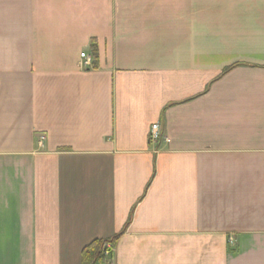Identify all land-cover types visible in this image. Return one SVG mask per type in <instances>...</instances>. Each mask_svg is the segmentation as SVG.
Wrapping results in <instances>:
<instances>
[{
    "label": "crops",
    "instance_id": "crops-1",
    "mask_svg": "<svg viewBox=\"0 0 264 264\" xmlns=\"http://www.w3.org/2000/svg\"><path fill=\"white\" fill-rule=\"evenodd\" d=\"M97 237L264 264V0H0V264Z\"/></svg>",
    "mask_w": 264,
    "mask_h": 264
},
{
    "label": "trees",
    "instance_id": "trees-1",
    "mask_svg": "<svg viewBox=\"0 0 264 264\" xmlns=\"http://www.w3.org/2000/svg\"><path fill=\"white\" fill-rule=\"evenodd\" d=\"M95 55V53L93 54ZM131 220V217L129 221ZM106 242L115 243L114 239H103V238H94L87 242L80 251V264H103L110 260L111 257H106L104 255V244Z\"/></svg>",
    "mask_w": 264,
    "mask_h": 264
},
{
    "label": "built area",
    "instance_id": "built-area-1",
    "mask_svg": "<svg viewBox=\"0 0 264 264\" xmlns=\"http://www.w3.org/2000/svg\"><path fill=\"white\" fill-rule=\"evenodd\" d=\"M80 57H81V66L82 67H90L92 66V61H91V57L88 56L85 52H82L80 54ZM45 140H46V137L45 135H39L38 136V139H37V144L39 147H44L45 145ZM161 140H164L165 142H170V138H168L167 136H164L162 131H161V127H160V124L157 122V123H153L150 127V132H149V141L150 142H159ZM231 242H233L231 240ZM103 250H104V255L106 257H111L113 256V251H114V244L113 243H110V242H106L104 244V247H103Z\"/></svg>",
    "mask_w": 264,
    "mask_h": 264
}]
</instances>
